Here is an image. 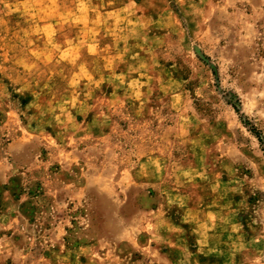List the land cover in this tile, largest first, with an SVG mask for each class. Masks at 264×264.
<instances>
[{
    "label": "rangeland",
    "instance_id": "obj_1",
    "mask_svg": "<svg viewBox=\"0 0 264 264\" xmlns=\"http://www.w3.org/2000/svg\"><path fill=\"white\" fill-rule=\"evenodd\" d=\"M4 183L14 264H264V0H0Z\"/></svg>",
    "mask_w": 264,
    "mask_h": 264
},
{
    "label": "crops",
    "instance_id": "obj_2",
    "mask_svg": "<svg viewBox=\"0 0 264 264\" xmlns=\"http://www.w3.org/2000/svg\"><path fill=\"white\" fill-rule=\"evenodd\" d=\"M22 211V203L14 200V187L0 184V264H14V249H18L15 238L23 237L25 228L33 230Z\"/></svg>",
    "mask_w": 264,
    "mask_h": 264
},
{
    "label": "trees",
    "instance_id": "obj_3",
    "mask_svg": "<svg viewBox=\"0 0 264 264\" xmlns=\"http://www.w3.org/2000/svg\"><path fill=\"white\" fill-rule=\"evenodd\" d=\"M235 111L238 113L239 112V110L237 109V108H235Z\"/></svg>",
    "mask_w": 264,
    "mask_h": 264
}]
</instances>
